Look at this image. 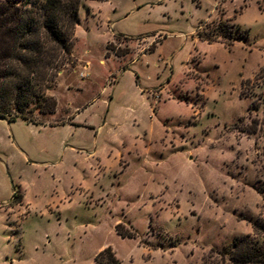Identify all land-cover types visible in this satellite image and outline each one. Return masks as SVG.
Segmentation results:
<instances>
[{
	"label": "rangeland",
	"instance_id": "374dc122",
	"mask_svg": "<svg viewBox=\"0 0 264 264\" xmlns=\"http://www.w3.org/2000/svg\"><path fill=\"white\" fill-rule=\"evenodd\" d=\"M80 17L57 110L0 118V264H99L108 246L229 264L264 222V0H89ZM229 18L230 46L201 38Z\"/></svg>",
	"mask_w": 264,
	"mask_h": 264
},
{
	"label": "trees",
	"instance_id": "16d2710c",
	"mask_svg": "<svg viewBox=\"0 0 264 264\" xmlns=\"http://www.w3.org/2000/svg\"><path fill=\"white\" fill-rule=\"evenodd\" d=\"M85 1L34 0L21 4L18 0H0V118L14 121L21 116L43 124L37 114L46 116L57 110V98L48 90L72 52ZM231 20L222 24L226 31L199 29L201 38L230 46L243 36L233 29ZM15 191L13 201L22 204V193ZM120 225L117 228L122 236H136L123 232ZM227 248L229 264H264V222L258 220L254 235L237 237ZM96 260L99 264H121L111 246L101 250Z\"/></svg>",
	"mask_w": 264,
	"mask_h": 264
},
{
	"label": "crops",
	"instance_id": "0c3cea01",
	"mask_svg": "<svg viewBox=\"0 0 264 264\" xmlns=\"http://www.w3.org/2000/svg\"><path fill=\"white\" fill-rule=\"evenodd\" d=\"M87 1H89V0H87ZM98 1V0H97ZM104 1H106V0H104ZM29 122V121H28ZM29 123H33V122H29ZM34 124H36V123H34ZM44 124V123H43ZM53 125V124H52ZM54 125H57V124H54ZM22 196H23V201H24V195L22 194ZM23 203V202H22ZM17 207L15 206V207H12V209H16ZM15 214V213H14Z\"/></svg>",
	"mask_w": 264,
	"mask_h": 264
},
{
	"label": "built area",
	"instance_id": "2783aa9c",
	"mask_svg": "<svg viewBox=\"0 0 264 264\" xmlns=\"http://www.w3.org/2000/svg\"><path fill=\"white\" fill-rule=\"evenodd\" d=\"M16 191H14V193H15Z\"/></svg>",
	"mask_w": 264,
	"mask_h": 264
}]
</instances>
